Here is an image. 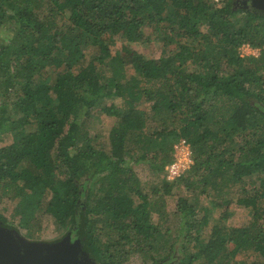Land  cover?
<instances>
[{"label": "trees", "instance_id": "16d2710c", "mask_svg": "<svg viewBox=\"0 0 264 264\" xmlns=\"http://www.w3.org/2000/svg\"><path fill=\"white\" fill-rule=\"evenodd\" d=\"M249 3L0 0V134L10 138L0 145V201L15 200L0 220L31 236L46 211L67 231L57 242L79 241L98 264L130 253L155 263L177 248L171 264H227L231 247L264 264V12ZM145 27L162 41L158 57L130 47L149 39ZM116 37L119 49L86 60L84 46ZM244 43L258 54H241ZM97 111L115 118L104 143L101 127L90 128ZM180 137L193 163L174 179L189 195H178L170 226L164 199L149 198L158 186L133 166L148 163L169 185L164 168ZM253 175L252 219L226 226L224 209L202 236L212 208L199 196L227 206Z\"/></svg>", "mask_w": 264, "mask_h": 264}, {"label": "rangeland", "instance_id": "374dc122", "mask_svg": "<svg viewBox=\"0 0 264 264\" xmlns=\"http://www.w3.org/2000/svg\"><path fill=\"white\" fill-rule=\"evenodd\" d=\"M216 2H220V0H215ZM246 6L244 1H242V7ZM145 34H148L150 37L148 40L143 41H137L130 44V47L133 49H136L137 51L141 52L147 57H158L163 49L162 41L156 39L154 37L155 32L151 30L150 27H145L144 29ZM7 35L6 30L0 31V42L4 40L5 36ZM116 40L114 42L108 41L106 44L103 45H89L84 46L83 50L85 52V58L86 60H89L90 58L97 55L104 47H109L112 52H114L115 49H119L121 47V40L119 37L115 38ZM253 51H249L246 48H243L242 45L239 46V51L241 54H258V48H252ZM97 62V61H96ZM127 72L131 73L133 72V68L130 64H127L126 66ZM51 83L54 82V73H51ZM2 100V96L0 95V101ZM118 101V98L115 99ZM111 101L110 99L108 102ZM142 107L148 109L149 102L142 103ZM95 111H93V114H95ZM98 112V111H97ZM96 112V113H97ZM97 118H92L93 123L90 124V128H92V133H94V130L97 127H101L102 133L99 137L98 141L101 143H104L105 136L107 135V132L114 122V116L108 115L106 113L98 112ZM171 141V137L169 138ZM10 138L9 135L6 134V136H3L0 134V145L6 142H9ZM175 141H172V146ZM134 171L136 172L137 176L140 180L147 182V186H158V192H151L149 194V198H155L156 196H159L161 199H164L165 201V208L168 210L169 213V219L165 222L166 225L174 226L177 223V217L174 215V209L177 202V197L180 194L189 195V192L185 190L181 185H177V183L174 181V179H170V184L167 186L163 185L162 182V172L155 170L153 167H151L148 163H141L133 166ZM256 177L253 175L252 177L245 178L244 181L238 182L234 185L233 190L231 191L230 195L232 197V201L227 206H221V207H214L212 205L211 198L213 196L209 195H200L199 199L200 202H202L205 205H208L212 208L211 217L209 218V224L207 225V228L204 229L202 232V236H207L209 233V229L214 223L219 213L226 209L227 217H224L222 219V224L226 226H240L247 224L252 219V205H246L244 203V200L246 199V194L248 193L250 188L253 185H256V182H251V180H254ZM168 180V179H167ZM245 189V190H244ZM15 204V200L8 199V198H2L0 201V213L4 214L9 220L11 219V211ZM201 215V212L199 213ZM1 225L7 226L6 224H9L7 222H3L0 220ZM13 228H16L18 231V234L24 239L28 241H43L47 243L51 242H57L58 240L62 239L64 237V234H66V230L62 227L58 226V223L53 218V216L43 211L40 215V226L38 228L35 227L33 235L29 236L26 233V229L22 227H18L15 222H13ZM9 227V226H7ZM171 256L169 258H161L155 263H151L148 261V264H171V262H174L177 258H179L183 252L177 248L171 252ZM231 253V259L228 261L227 264H243V261L245 264H249L252 262L254 258L253 251H249L248 253H240L236 252L235 247H231L230 250ZM91 260V263L87 260ZM83 260L87 262V264H98L91 255L84 256ZM145 261L143 258L137 254V253H130L125 260H123L119 264H144ZM197 264V263H195Z\"/></svg>", "mask_w": 264, "mask_h": 264}, {"label": "water", "instance_id": "95a60500", "mask_svg": "<svg viewBox=\"0 0 264 264\" xmlns=\"http://www.w3.org/2000/svg\"><path fill=\"white\" fill-rule=\"evenodd\" d=\"M248 6L264 12V0H250ZM83 254L79 241H28L0 223V264H87Z\"/></svg>", "mask_w": 264, "mask_h": 264}, {"label": "built area", "instance_id": "2783aa9c", "mask_svg": "<svg viewBox=\"0 0 264 264\" xmlns=\"http://www.w3.org/2000/svg\"><path fill=\"white\" fill-rule=\"evenodd\" d=\"M243 48L253 51L248 43L242 44ZM192 148L190 143L183 137L173 143L172 160L165 165L166 179H175L183 174L193 163Z\"/></svg>", "mask_w": 264, "mask_h": 264}]
</instances>
